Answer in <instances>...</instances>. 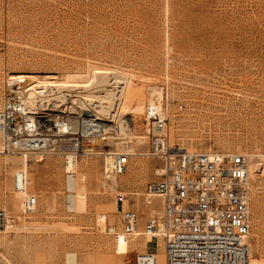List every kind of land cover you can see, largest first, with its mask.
<instances>
[{
    "label": "rangeland",
    "instance_id": "1",
    "mask_svg": "<svg viewBox=\"0 0 264 264\" xmlns=\"http://www.w3.org/2000/svg\"><path fill=\"white\" fill-rule=\"evenodd\" d=\"M88 69L121 76L105 77L100 94L112 101L101 117L112 138L67 167L60 156L24 159L0 149V264H134L144 253L162 264L160 240H114L115 195L145 213L133 193L158 180L160 163L144 156L154 133L146 113L152 88L163 97L172 154L248 159L249 263L264 264V0H0V109L12 72L86 79ZM118 79L130 95L112 112ZM111 151L131 155L126 173L104 174ZM26 195L36 197L34 213L23 212Z\"/></svg>",
    "mask_w": 264,
    "mask_h": 264
},
{
    "label": "built area",
    "instance_id": "2",
    "mask_svg": "<svg viewBox=\"0 0 264 264\" xmlns=\"http://www.w3.org/2000/svg\"><path fill=\"white\" fill-rule=\"evenodd\" d=\"M11 88L0 109V149L6 155L24 159L55 155L65 165L76 164L82 157L95 155V143L107 144L112 138L106 120L93 111L96 102L84 101L74 93L66 98V92L56 88L39 89L30 98V87L23 88L20 81H12ZM153 124L156 132L147 138L144 156L160 163L155 170L158 180L133 193L141 198L145 213L126 195H115L120 232L114 239L121 235L128 240L140 234L160 240L163 264H250L246 156L217 152L174 155L162 118L154 116ZM103 156L105 175L126 173L130 154L111 151ZM13 188L18 190L16 184ZM36 207V197L26 195L23 212L34 213ZM5 226L6 216L0 212V230ZM134 264L157 263L153 255L144 253L136 256Z\"/></svg>",
    "mask_w": 264,
    "mask_h": 264
},
{
    "label": "bare ground",
    "instance_id": "3",
    "mask_svg": "<svg viewBox=\"0 0 264 264\" xmlns=\"http://www.w3.org/2000/svg\"><path fill=\"white\" fill-rule=\"evenodd\" d=\"M77 74L75 75L74 74L73 75H69V74L55 75V74L50 73V74L40 75L34 72H28V73L12 72L8 76L11 81H20L23 84V88L30 87L27 90V93L29 94L30 98H32V96L35 93H38L39 89L56 88L58 90L59 89L64 90L66 92L65 93L66 98H68L69 95H73L74 93L75 94L74 96H76L77 94V96H79L80 99L84 101L88 100V101L96 102L95 107L93 108V111L95 112V114L97 115L99 119H102L101 117H103L106 113L111 112L109 111V109H107L108 106H105L104 104H107V103L109 104V101L112 102L111 100H107L106 95H100L101 91L105 89V85L107 86V84L105 83V80H106L105 77L112 76L113 79L116 77L118 78L120 77L121 79L120 74L112 72V71L90 70L88 73L89 75L87 77H84L86 79H83V77L81 76L82 74L81 75H77ZM119 82L122 84L118 88V90L116 88V92H117L116 98L114 96H109V97H112L111 99L114 98V101H115V105H114L115 107L112 108V112L117 111L123 105L124 101H126L127 96L130 95L129 83L125 79H122L121 81L119 80ZM150 90H151L150 93L148 92L149 97L147 98L148 101L146 105L147 129L153 130L154 133L156 132L154 124L152 127V123H153L154 116H159L162 118V121L164 124V133H166L165 132L166 119H165L164 114L162 113V106H163L162 105V99H163L162 94L160 90H157L154 88ZM95 94H98V96H95ZM103 99L106 101L104 102ZM109 106L111 105L109 104ZM123 143L124 142L122 141L121 145ZM184 154H187V153H184ZM72 165L74 164H66L65 166L67 167V166H72ZM248 171H249V168H248ZM115 210L119 214V209H116L115 207ZM141 231H139V233ZM137 236H140V234H138ZM117 238L125 239L121 235H118ZM144 238L151 240L152 244L155 243V241L152 240L149 236H146ZM163 261H164V255L162 257V264H163Z\"/></svg>",
    "mask_w": 264,
    "mask_h": 264
}]
</instances>
